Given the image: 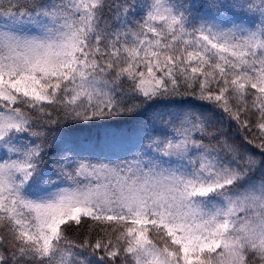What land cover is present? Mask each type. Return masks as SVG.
<instances>
[{
	"label": "snow or ice",
	"instance_id": "6c2138e0",
	"mask_svg": "<svg viewBox=\"0 0 264 264\" xmlns=\"http://www.w3.org/2000/svg\"><path fill=\"white\" fill-rule=\"evenodd\" d=\"M0 264H264V0H0Z\"/></svg>",
	"mask_w": 264,
	"mask_h": 264
},
{
	"label": "trees",
	"instance_id": "16d2710c",
	"mask_svg": "<svg viewBox=\"0 0 264 264\" xmlns=\"http://www.w3.org/2000/svg\"><path fill=\"white\" fill-rule=\"evenodd\" d=\"M71 235V234H70Z\"/></svg>",
	"mask_w": 264,
	"mask_h": 264
}]
</instances>
